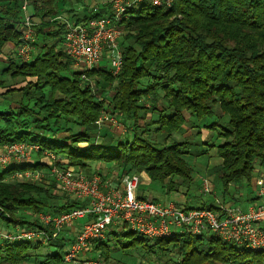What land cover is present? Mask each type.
I'll return each mask as SVG.
<instances>
[{
	"label": "trees",
	"instance_id": "trees-1",
	"mask_svg": "<svg viewBox=\"0 0 264 264\" xmlns=\"http://www.w3.org/2000/svg\"><path fill=\"white\" fill-rule=\"evenodd\" d=\"M31 1L40 12L35 13L39 23L33 29L30 60L18 58L2 71L31 81L3 94L18 99L9 100L17 105L15 109L0 106V148L26 143L66 159L70 167L86 168L87 163L96 162L113 164L122 176L144 172L150 182L166 186L167 192L176 189L171 184L174 177L191 181L186 156L202 157L211 150L222 161L218 172L223 189L249 181L256 167L264 170V0H174L170 8L133 0L118 24L125 33L118 74L112 75L104 59L106 64L84 73L97 77L92 83L94 94L58 48L65 24L57 19L62 12L56 10L55 0ZM22 3L0 0V49L7 43H21ZM105 6L98 14L82 12V20L70 22L98 18L107 13ZM110 87L114 95L106 108L97 94ZM160 92L163 103L158 104ZM55 93L63 98L55 100ZM110 112L129 124L127 136L115 140L97 124L102 114ZM185 126L194 134L176 141L174 134ZM201 130L208 133L205 139ZM61 132L70 135L58 140L55 136ZM157 136L170 144L156 143ZM11 165L0 168V208L8 214L32 210L59 216L83 206L70 200L53 206L42 196H47L44 189L8 181L16 173L42 168L40 163ZM185 208L216 209L198 204ZM10 221L27 227L33 224ZM114 234L108 233L105 241H93L94 249L103 250L105 258L110 246L116 249L110 244ZM64 242L58 238L50 245L0 242V264H62ZM134 245L146 253L155 251L162 264H264V250L224 242L215 235L182 232L158 240L139 236L128 246ZM42 248L51 251L43 255ZM171 252L178 258L173 262L165 258Z\"/></svg>",
	"mask_w": 264,
	"mask_h": 264
},
{
	"label": "built area",
	"instance_id": "built-area-1",
	"mask_svg": "<svg viewBox=\"0 0 264 264\" xmlns=\"http://www.w3.org/2000/svg\"><path fill=\"white\" fill-rule=\"evenodd\" d=\"M140 2L142 0H135ZM153 6L170 8L174 0H147ZM26 3V2H25ZM107 13L98 18L74 24L67 19H61L65 24L59 49L68 58L71 68L82 74L100 65L104 57L108 59L110 71L116 76L121 67V53H117V37L123 29L119 22L125 8L130 5L124 0H110ZM26 4L22 10H26ZM100 6L92 7L91 12L98 14ZM20 25L21 43L15 54L22 61H29L33 51L35 32L24 16ZM60 19V18H57ZM108 119H107V118ZM109 120L113 125L116 120L102 114L97 124L100 126ZM5 153L0 157V168L4 169L11 164L29 163L30 151L38 152L37 146L26 143H16L4 146ZM49 161L59 164V158L48 151H41ZM51 162V161H50ZM58 180L68 190L69 194L83 206L74 208L59 216L41 213L38 218L44 226L52 227V232L40 228L18 229L15 232H3L0 228V242L13 243L16 241L40 242L42 245L53 243L63 227L71 225L74 220H90L83 223L74 236L73 241L62 256L65 264H102L100 260L83 258L91 249L93 241L104 239L110 227L126 228L147 239L158 240L170 237L174 233L188 232L195 236L211 233L224 242L245 246L252 250H264V200L261 203L250 205L246 210L219 209L207 210L203 208L186 209L176 202L156 203L150 199L138 197V179L124 175L119 185L104 189L102 179L95 175L92 178L82 176L73 169L53 167ZM30 172L17 173L14 177L28 178ZM264 191L259 192L263 196ZM8 215L0 208V220H8Z\"/></svg>",
	"mask_w": 264,
	"mask_h": 264
},
{
	"label": "rangeland",
	"instance_id": "rangeland-1",
	"mask_svg": "<svg viewBox=\"0 0 264 264\" xmlns=\"http://www.w3.org/2000/svg\"><path fill=\"white\" fill-rule=\"evenodd\" d=\"M132 1L133 0H124L125 3L126 2L131 3ZM98 2H97V4H99L101 7L104 6L103 3H105V4L107 3L110 6V4H109L110 0H102V1H98ZM25 4L27 6L26 10H22V6ZM22 6H21L22 18H24L23 17L24 15L25 16L29 15L28 13L31 12V7H33V9L35 10L36 13L40 12V11H36V8L32 5L31 0L30 1L29 0H25V1L23 0ZM63 15H58L57 18H60L59 20L64 19ZM25 19H27V17H25L24 20ZM65 19H67L68 21L74 22V20L70 16L68 17L66 15ZM28 21L32 25L31 28L34 29L37 27L39 19H33V18H30V16H29ZM124 34L125 33L122 32L121 35L119 37H117V49H116L117 53H119V52L121 53V47H120L121 44L120 43L122 42V37ZM36 40L39 44L40 41H38V38H36ZM59 46H60V44H58V48H59ZM16 48H17V46L15 47V51H16ZM36 48H39V46L38 47L36 46ZM36 48H35V51H38ZM15 58H16L15 60H17V61L19 60L17 55L15 56ZM104 60H108V59L106 57H104ZM103 61H102V64H106V62L103 63ZM96 80H97V77H91V78H88L87 76H85V78L81 77V82H83L87 86V88L89 90H91L92 93L94 90L92 83H95L94 81H96ZM28 81H30V78L26 77L24 79L21 76L17 77V78H13L10 76V74H8V75H5L4 78L0 77V82H1L0 88L3 85H5L6 87L7 86L19 87V86H23ZM105 91H107V92L103 93V94L102 93L97 94V97L99 96L101 99H104L105 104L108 105V100H110L111 96L114 95V88L110 87L109 89H106ZM96 93H98V92L95 91V94ZM162 94L163 93L160 92L161 96H158V102H157L158 104L163 103ZM7 98L18 99L17 96L7 97ZM0 103H1V99H0ZM105 107H107V106H105ZM108 108H109V106H108ZM217 113L220 114L219 109H217ZM105 115H107L108 117H112L115 120L117 118L116 124H114V125L109 120L104 121L101 124V125L108 126V128L110 130L107 128L108 129L107 131H109L110 133L112 131V133H113L112 136L115 140H117L118 137L122 138V137H125L128 135L129 128L127 125H129V124L127 122L125 123L121 117H118L117 114H112L111 112H110V115H108V114H105ZM189 119L190 118L187 117V120H189ZM108 123H110V124H108ZM115 125H117V126L120 125V126H118L119 128H116ZM139 126L141 127L142 124H139ZM119 130H120V132H119ZM202 133L204 135L206 134V136H207V132H204V130ZM193 134H194V132L191 129H189L187 126H185V128L183 130H180V132L178 134H174V139L176 141H181V142L186 141V139L188 137L192 136ZM201 139H202V137H201ZM154 140L156 141V143L161 144V145L162 144L163 145L164 144H170V140H164V137H162V136H157ZM30 152H32L29 154L30 158L33 157L32 155L37 156V154H38V156H40L41 158L43 157L42 158L43 161L45 158L48 161L49 165L52 162L54 168H57L59 170H64L62 168H70V169H73V171L76 174L79 171L83 177L86 176L87 178H92L93 176L97 175L102 179V181L104 180L105 183H107V181L110 182L113 185V187H115V188L119 185V181L123 177V176H121L120 172L118 171L119 169L116 168V166H114L113 164L101 163V167L99 168L100 174H98V172L96 174L95 173L96 169H94L96 162L91 164L92 167L88 168L87 170H84L81 167H73V166H71V167L65 166L64 167V166H59L55 161L53 162L52 160H50L51 161L50 162L48 160L49 158L45 157L44 153L41 151H38V152L30 151ZM4 153H5L4 147L0 148V157L2 155H4ZM208 153H209L208 155H205L202 157L201 156L200 157H195V156H186L185 157L184 162L186 163L188 170H190L191 181L190 182L183 181L180 178L174 177L173 179H171V184L175 185L176 189H173L171 192H167V187L161 185L159 182H150V184H148V185H141L144 178L149 179L148 175L144 172H140V173L131 172V173H128L127 175L134 176L138 179V185L139 186H138L137 193L139 195L140 194L143 195L144 199L150 198L151 200L154 199L160 203L178 202L179 201V202H181L182 205H190V206H195L197 204L198 205H212L215 207L219 206V207H222L225 209H227V208H230V209L238 208L239 210L242 211V210L248 209V207L250 205H255L257 203H261L264 200V195L261 196L260 198H257V200L255 202H252L251 200H247L253 194H256V191L252 190V187L249 183L250 180L249 181L243 180V181L239 182L238 184L230 183L225 187V189H223L222 184L220 182V174L218 172V169H219L222 161L219 157H217L216 155H213L214 150H211ZM42 168H44V167H42ZM42 168L36 169V171H30V173H32V174H29L28 178H22V177H18V176L14 177V175H15L14 174L10 177V179L8 181L18 182V183H29V184L36 185L37 187L44 189L47 193V196H45V195H42V196L46 197L47 201H49V204L50 205L53 204V206L56 203H58V205H62L67 200L78 202L77 199L74 198V195L69 194L68 190L66 188H64V186L58 180L56 173L51 172L52 168H49L46 170H43ZM41 170H43V171H41ZM260 170L262 172H264L263 169H260ZM117 182H118V185H117ZM168 182L169 181L165 182V184L167 185ZM244 185H246V186L243 187ZM263 185H264V182H263ZM258 186L260 188L259 192H261L262 190L264 191V186H261L260 184L259 185L256 184V187H258ZM140 187H142V188H140ZM249 187L251 188L252 191L248 190ZM244 190H246V191H244ZM259 192H258V194H259ZM180 199H182V201H180ZM78 203L80 204V202H78ZM246 205H248V206H246ZM244 206L246 207L245 209H244ZM215 210H217V209H215ZM3 211L6 214H8L5 209H3ZM38 216H39V214H37L36 212H32V210L31 211H23V212L22 211H16V213L13 215L8 214L9 220L14 219L18 222L28 221V223H33L34 225L33 224H32L33 226L28 225V227H27V224H18V223L13 224L11 221L7 222L8 220H6V221L0 220V228L2 229L3 232H6V231L15 232L18 229H27V228H29V229L30 228H40V229L46 230L48 233H51L52 227L44 226L39 221ZM82 225H83V223H80L79 228ZM72 227L70 228V230L72 229L70 231V234L75 236L76 233L78 232L79 228L77 227V229H76V226H74L73 228ZM108 230L109 231H107L105 233V237L108 235V232H110V230L111 231L114 230L115 234L113 237H111L112 240L110 239V244L116 245V249H113L110 246V249L108 250V254H109L108 256L111 257L110 255L112 254L113 259L108 260V258L106 257L108 261H105L103 256H99V260L102 262V264H162V261H158L157 253H155V251L152 254H150V253H146L145 252L146 249L144 250L143 248H141L140 245L128 246L130 243L133 242V240H137L139 238L138 234H129L131 232L129 230H127L126 228L117 229L116 227H110ZM208 235H212V234L209 233ZM66 236L68 237V235H66ZM71 242H68L66 244L67 246L64 248V250L62 252V256L65 254L66 249L71 244ZM153 243L154 242H151V244H153ZM117 245L120 247V249H119V247L117 248ZM92 247L93 246L91 245L90 249H93ZM99 252L102 253V250L98 251V253H96V252L92 253V251H91L88 254L84 255L83 258H89L90 257L93 260H97L98 255L100 254ZM165 258L167 260H172V262L174 260L178 259L175 252H171L170 254H167L165 256Z\"/></svg>",
	"mask_w": 264,
	"mask_h": 264
},
{
	"label": "crops",
	"instance_id": "crops-1",
	"mask_svg": "<svg viewBox=\"0 0 264 264\" xmlns=\"http://www.w3.org/2000/svg\"><path fill=\"white\" fill-rule=\"evenodd\" d=\"M98 1H102V0H66V2H62V0H55L54 1V4H55V8H57L56 10H61V12L62 13H60V14H58V15H63L64 17V19L66 18V15L69 17H72V19L74 20H82L83 18H84V13H89V11L91 10V8L94 6V5H99V4H97V2ZM99 3V2H98ZM103 5L105 6L106 4L105 3H103ZM100 6V5H99ZM107 6V5H106ZM105 6V8H103L104 10L106 9V11L108 10V8ZM101 7V6H100ZM84 9H86V11H84ZM82 12H84V13H82ZM36 12H35V10L33 9V7H31V12H29L28 14V16H30L31 18H33V19H39V17H38V15L37 14H35ZM66 14V15H65ZM39 23V22H38ZM15 44L14 43H7V44H5L1 49H0V77H5V75H8V74H4V73H2V71H3V69L5 68V66H7L10 62H16L17 60H15L16 58H15ZM102 64V61L100 62V65ZM31 81V80H30ZM29 82V81H28ZM1 83V82H0ZM26 84V83H25ZM25 84L23 85V86H19V87H9V86H5V85H3L1 88H0V99H1V103H0V106L2 107V108H7V107H9L10 109H15V108H17V105L15 104V103H13V102H9V100H10V98H7V97H9V96H4L3 94L6 92V91H8L9 89H14V90H20L22 87H24L25 86ZM63 98V96L60 94V93H55L54 94V99L55 100H61ZM105 106H107V104L105 105ZM106 108H108V107H106ZM149 117V115H147V118ZM116 118V117H115ZM187 118V117H186ZM116 120H117V118H116ZM141 124H142V122H140ZM108 124H110V123H108ZM118 126H120V125H118ZM117 125H115V127L116 128H119ZM101 127H104V128H108V126H105V125H101ZM109 129V128H108ZM113 129V128H112ZM110 130V129H109ZM119 132H120V130H119ZM122 132V131H121ZM125 132V131H124ZM123 132V133H124ZM203 132V131H202ZM204 132H206V131H204ZM111 134L113 135V133H112V131H111ZM70 135V133H68V132H61V133H58L55 137L59 140H61V139H63V138H66V137H68ZM207 135H208V133H207ZM207 136H206V134L204 135L203 133H202V139H205ZM81 146H85V144H81ZM33 157H31V160L29 161V163H40L41 165H43V167L44 168H42L43 170H46V169H49L50 168V165H49V163H48V161L44 158V161L42 160V158L40 157V156H38V154H37V156L35 155H32ZM59 166H70L69 164H68V161L66 160V159H63V158H59ZM91 164H93L92 162H89V163H87V167L86 168H83L84 170H87L88 168H90V167H92V165ZM46 167V168H45ZM101 167V164H99V163H96V165H95V168L94 169H96V171H95V173L97 174V172H98V174H100V168ZM41 169V168H40ZM261 168L260 167H256L255 168V170H254V172H253V174H252V176H251V179H250V185H251V187H252V190H255L256 191V194H253L249 199H247V200H251L252 202H255L256 200H257V198H260V196H259V194H258V192H259V190H260V188H259V186L258 187H256V184H260L261 186H264L263 185V182H264V172H262L261 170H260ZM43 170H41V171H43ZM40 171V172H41ZM119 172H120V174H121V176H122V171L121 170H118ZM104 181V180H103ZM148 184H150V180L149 179H145L144 178V180H143V182H142V184L141 185H148ZM104 185H105V187H104V189H107V188H109V187H113V185L110 183V182H108L107 181V183H105V181H104ZM117 185H118V182H117ZM246 185H244L243 187H245ZM140 188H142V187H140ZM250 188V187H249ZM248 188V190L249 191H252L251 190V188L249 189ZM245 189V188H244ZM142 190V189H141ZM247 190V191H248ZM244 191H246V190H244ZM259 196V197H258ZM138 197H140V198H142V199H144V197H143V195H139L138 194ZM145 199H150V198H145ZM151 200V199H150ZM152 201H154V199L152 200ZM180 201H182V199H180ZM246 201V200H245ZM156 203H160V202H158V201H156ZM176 203H178V204H180V205H182L181 204V202H176ZM182 206H184L185 207V205H182ZM246 206H248V205H246ZM215 207V206H214ZM219 209H225V208H222V207H219V206H217ZM216 207V209L217 210H219L218 208ZM246 207L244 206V209H245ZM227 209H230V208H227ZM90 220V217H87L86 219L84 218V219H78V220H74L72 223H71V225H69V226H65V227H63L62 228V230H61V234L58 236V239H59V241L60 240H65V242H64V248L67 246L66 244L68 243V242H71L72 240H73V238H74V236L72 235V234H70V231L72 230H70V228L73 226H76V229H77V227L79 228V224L80 223H85V222H87V221H89ZM72 227V228H73ZM65 229V230H64ZM117 229H119V228H117ZM115 230V229H114ZM114 230H110V232H112V233H114ZM8 232V231H7ZM110 232H108V233H110ZM209 233H204L203 235H208ZM66 235H68V237L66 236ZM75 235V234H74ZM203 235H200V236H203ZM114 236V235H113ZM112 236V237H113ZM107 237V236H106ZM109 238H110V236H108ZM105 239L106 238H104V241H105ZM111 239V238H110ZM112 240V239H111ZM115 240V239H114ZM64 248H63V250H64ZM50 249H48V248H42L41 250H40V253L41 254H43V255H47V254H49L50 253ZM91 251H92V253L93 252H96V253H98V251H100L99 249H94V247H93V249H91ZM90 251V252H91ZM100 254L98 255V259L97 260H99V256H103V258L105 259V261H108L109 259H113L112 258V254L110 255L111 257H109L108 256V260L105 258V255L103 254V250H102V253L101 252H99ZM103 254V255H102ZM62 264H65V263H62Z\"/></svg>",
	"mask_w": 264,
	"mask_h": 264
},
{
	"label": "bare ground",
	"instance_id": "bare-ground-1",
	"mask_svg": "<svg viewBox=\"0 0 264 264\" xmlns=\"http://www.w3.org/2000/svg\"><path fill=\"white\" fill-rule=\"evenodd\" d=\"M151 4V3H150ZM132 7V6H131ZM22 165V164H21ZM12 166V165H11ZM150 240H152V239H150Z\"/></svg>",
	"mask_w": 264,
	"mask_h": 264
}]
</instances>
